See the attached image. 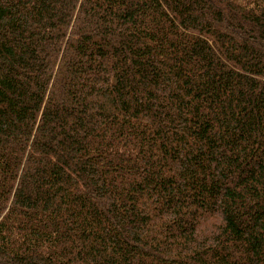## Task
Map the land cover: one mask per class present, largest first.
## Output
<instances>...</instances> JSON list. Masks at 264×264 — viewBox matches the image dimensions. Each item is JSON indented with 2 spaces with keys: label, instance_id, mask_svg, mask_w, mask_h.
Instances as JSON below:
<instances>
[{
  "label": "trees",
  "instance_id": "obj_1",
  "mask_svg": "<svg viewBox=\"0 0 264 264\" xmlns=\"http://www.w3.org/2000/svg\"><path fill=\"white\" fill-rule=\"evenodd\" d=\"M0 264H264V0H0Z\"/></svg>",
  "mask_w": 264,
  "mask_h": 264
}]
</instances>
